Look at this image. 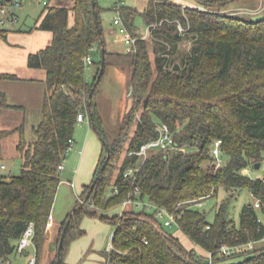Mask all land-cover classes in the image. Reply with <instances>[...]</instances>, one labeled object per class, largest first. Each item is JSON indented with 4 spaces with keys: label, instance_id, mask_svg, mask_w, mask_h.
<instances>
[{
    "label": "trees",
    "instance_id": "16d2710c",
    "mask_svg": "<svg viewBox=\"0 0 264 264\" xmlns=\"http://www.w3.org/2000/svg\"><path fill=\"white\" fill-rule=\"evenodd\" d=\"M233 1L197 0L194 7L174 0L150 1L142 15L153 35L155 68L147 41L134 25L139 13L136 8L121 9L124 28L137 40L130 52L108 48L97 0L99 27L93 0H75L72 8L44 10L38 28L53 32V41L28 58L29 67L47 73L43 119L35 128L37 140H26L24 124L14 131L0 129V160L2 141L15 131L20 135L17 151L23 159L19 175H0V259L19 255L20 239L33 223L36 264H41L61 183L59 166L67 158L69 140H74L79 113L88 118L107 153L82 192L89 205L81 206L78 201L73 215L60 225L58 243L71 219L61 264L71 243L84 234L81 223L87 215L116 226L112 239L115 249L105 253L107 264H208L206 256L197 251L199 247L215 251L222 243L234 245L264 237L253 203L243 207L240 227L229 218L228 203L216 208L212 221L200 210L203 205L198 206L216 195L220 187L248 189L264 200L262 180L241 174L244 168L264 160V17L253 20L225 13ZM71 15L73 25L69 24ZM99 29L106 49L100 78ZM8 33L0 28V39H6ZM184 38L192 40V47L176 70L178 43ZM89 55L92 62L87 64ZM110 66L126 74L133 99L132 109L112 130L105 122L101 102ZM89 67L95 70L93 77L88 75ZM16 78L0 74V79ZM11 107L7 95L0 92V116ZM163 123L170 127L177 146L186 151L157 149L144 160L131 154L156 139L158 125ZM219 138L223 140L225 163L217 168L210 149ZM123 153L124 159L117 163ZM129 167L139 168L136 180L125 178ZM135 186L141 187L142 200L175 214L176 225L197 248L188 249L164 226L157 212L146 206L128 209L122 217L98 214L119 206ZM115 188L119 191L113 195ZM57 258L58 254L52 264H57ZM237 258L242 259L235 262ZM216 261L264 264V248L240 257H217Z\"/></svg>",
    "mask_w": 264,
    "mask_h": 264
},
{
    "label": "rangeland",
    "instance_id": "374dc122",
    "mask_svg": "<svg viewBox=\"0 0 264 264\" xmlns=\"http://www.w3.org/2000/svg\"><path fill=\"white\" fill-rule=\"evenodd\" d=\"M97 1L99 6L102 8L101 17L107 45L108 48L113 51H124L126 49L124 39L126 34H129V32L124 28L121 17V9L123 7H133L138 10L139 13L135 17L134 25L138 34L142 35V37H144V39L147 41L150 59L153 68H155L153 35L151 31H149L145 18L142 15V12L152 0ZM189 1L195 5L198 3L197 0H180V2L185 6H188ZM69 2L71 1L69 0ZM232 3L233 5H228V8H225V13L235 14L243 18L253 20L264 17V0H234ZM44 10L46 11L42 5L36 2H25L22 7L16 10L17 15L19 16V23L16 25V27L23 25L35 27L37 20L41 15H44ZM116 18L121 20L122 26H118L114 23ZM160 25L161 23L155 24L156 27H159ZM1 28L11 29L9 26H2ZM123 30L125 31L123 32ZM182 31L183 30H180V32ZM191 47V39L184 38L178 43V54L175 56V58L177 59L176 65H179L180 68L182 57H184L190 51ZM88 75H90V70H88ZM237 76H239V74L235 77ZM102 87L103 91L101 95V102L103 115L107 127L112 130L122 120L123 116L132 109L133 99L129 95L131 88L128 87L126 74L120 71L118 68L112 66L107 68ZM8 118L9 116L7 115L0 124L4 127L2 129H16L17 126L13 125L15 120L12 121L14 117L12 119ZM83 126L84 128H82L80 125H77L74 135L76 139L74 141L73 147L67 153V158L64 160V169L61 170V183L56 195V200L58 202L56 208H54V211L58 212V218H63L61 216H65L66 214L70 215L74 207L77 206L78 196H80L84 191V184L90 182L92 177L95 175L94 171L96 164L99 161L98 159H100L102 156L104 158L107 153L106 149H102L103 144L98 134L92 128H90V122L86 120ZM28 131V137H33V133L35 134L34 130L29 128ZM133 132L134 127L131 129L130 137H132ZM25 138L27 139L26 135ZM18 141L19 133L17 132L9 135L3 140V150L5 152V157L3 159L7 165V170H0V175L2 174L10 177L17 176L21 173L23 159L16 149V144H18ZM86 143L88 144V150L87 154L85 155V160H83L82 153L80 150H78V148L82 147L83 145L85 146ZM95 147L96 156L93 157L92 155ZM101 153L102 155L100 156ZM123 159L124 153L116 162L120 163ZM241 174L253 179L258 176H263L264 169H255L253 165H250L247 168H244L241 171ZM253 201L254 198L248 189L231 191L227 190L225 187H220L216 195L204 201L203 206L200 207V210L206 211L208 213V220L212 221L216 208L222 203H228L229 218L234 221L235 226L240 227L242 209L246 204L252 203ZM107 213L111 216V209L108 210ZM98 214L101 215L100 212H98ZM81 227L84 228L85 231L83 236H81L82 238L79 244L82 242L86 243L87 250H90V253L86 255L84 261H88L89 264H106V255L104 251H106L107 246L112 243V236L116 226L100 219L99 217L87 215L83 218ZM169 230L171 233L176 234V236L179 237V239L188 249L194 248L192 247L193 245H190L189 238L183 235V232L180 230L178 225H174L172 228H169ZM73 242L71 244H73ZM34 248L35 247L33 245L28 247L27 250L31 252L29 257H25L26 255L12 257V264H26L28 259L35 255V250H33ZM93 253H96L99 256V259L92 258L91 255ZM47 254L48 252L46 242L41 264L47 263ZM241 259L242 258H237L234 259V261L237 262Z\"/></svg>",
    "mask_w": 264,
    "mask_h": 264
},
{
    "label": "crops",
    "instance_id": "0c3cea01",
    "mask_svg": "<svg viewBox=\"0 0 264 264\" xmlns=\"http://www.w3.org/2000/svg\"><path fill=\"white\" fill-rule=\"evenodd\" d=\"M70 1L71 2H69V0H53L52 7L72 8L74 6L75 0H70ZM174 1L182 4L180 0H174ZM188 3H189L188 6L190 7L197 6V4L195 5L190 1ZM230 5H233V3H231ZM41 17L42 15L37 20L35 27L24 26V25L16 27L19 21L17 23H14L12 26H10L11 29L8 28L9 33L7 35V38L0 39V74H14L17 76L16 79H0V92H3L7 95L8 103L9 105L12 106L11 108L3 111V113L0 116V124L7 115L9 116L8 119H12L14 117L12 119V121L15 120L13 125H16L17 128L20 125L24 124L25 135L27 137L26 140L29 143L35 142L37 140V135L36 133L35 134L33 133V137H28V132H29L28 129L31 128L35 132V128L41 123L43 119V107L45 103V97L47 95V84H46L47 73L44 69L29 67L28 58L30 54L36 53L41 49L46 48L53 41V32L47 30H41L38 28ZM73 23H74V16L71 15L69 19V24L73 25ZM118 26H122V25H118ZM89 70H90L89 76L93 77L95 72L94 68L89 67ZM86 120H88V118ZM84 122H79L78 125L84 128L83 126ZM2 128H4L3 125L2 126L0 125V129ZM16 129H13V131ZM2 130H9V129H2ZM75 139L76 138L74 136V141ZM87 148H88L87 143L85 146L83 145L82 147L78 148V150H80L82 153L83 160H85V155L87 154V150H88ZM1 149H2L1 161L5 163L3 159L5 157V152L3 150V141H2ZM16 149H17V144H16ZM95 152H96V147L95 150L93 151V155H92L93 157L96 156ZM101 155L102 153L100 154V156ZM100 159L98 160L100 161ZM99 161L96 164V168L99 164ZM93 178L94 177H92L90 182L84 184L83 190H85L86 187L91 184ZM78 201H79V196H78ZM55 202L56 204H54V208H56L58 201L55 199ZM54 208L47 230V251H48L49 243L52 241L55 233L60 229V225L68 217V214H66L65 216H61L63 218H58L57 216L58 212L57 211L55 212ZM120 210H121L120 205L112 208L111 216L119 215ZM99 212L101 213V215H105V216L108 215L107 213L108 210H100ZM82 229L84 230V228ZM183 235L185 234L183 233ZM81 238H82L81 236L78 237L77 239L74 240L73 244H71L69 251L65 256L64 264H89V262L88 261L85 262L84 259L86 258V255L90 253V250H87L86 243L82 242L79 244V242H81ZM190 245H193L192 247L197 248L196 245L191 240H190ZM33 250H35V248ZM106 251H104V253H106ZM30 253L31 252L28 250L27 254H25L26 255L25 257H29ZM91 257L95 259H99V256L96 253H93ZM105 263L107 264L106 258H105Z\"/></svg>",
    "mask_w": 264,
    "mask_h": 264
},
{
    "label": "built area",
    "instance_id": "2783aa9c",
    "mask_svg": "<svg viewBox=\"0 0 264 264\" xmlns=\"http://www.w3.org/2000/svg\"><path fill=\"white\" fill-rule=\"evenodd\" d=\"M27 1L36 2L42 5L45 9L52 7V2H53V0H0V28L2 26L10 27L14 23H17L19 21V17L16 14V10L22 7L24 3ZM115 24L122 25V22L120 19H116ZM153 27L155 28L156 26L154 25ZM148 28L149 31H151V27ZM179 28L180 30H184L182 26H179ZM124 31L125 30H123V32ZM124 41L126 44V49H125L126 52H130L132 51V47L135 45L137 40L135 38H132L129 34H126ZM85 62L87 64L91 63L92 57L90 55L87 56L85 58ZM86 119L87 117L83 113H79L78 122H84ZM158 131H159V136L156 139L148 141L147 143L143 144L138 151H133L131 152V154L138 155L144 160L149 156L151 151L157 149H164L170 151H186L185 147L177 146L173 137V133L167 124L165 123L159 124ZM73 144H74V140L70 139L69 150L73 147ZM222 145H223V140L219 138L214 141L210 149L211 155L214 159L213 163L217 168L225 163ZM261 163H262L261 168L264 169V160ZM59 169L60 170L64 169V161L60 164ZM138 169L139 168H135V167L127 168L124 172L125 178H133L136 180L137 179L136 172L138 171ZM0 170H7L6 163H4L1 160H0ZM253 179H260L264 183V175L258 176ZM118 191H119L118 188H115L112 194L113 195L117 194ZM141 195H142L141 187L135 186L134 189L131 192H129L125 200L120 204L121 210L119 216L122 217L125 211L133 207L142 208L146 206L147 210L157 212V217L163 222L165 227L171 228L177 224V217L175 214H173L166 208L158 207L154 203L145 202L144 200L141 199ZM251 195L254 198V201L252 202L253 207L259 213L257 221L260 225L264 226V200L262 198L255 196L253 193H251ZM79 204L88 205V201L84 196H79ZM202 205L203 202L198 203V206H202ZM207 228L210 229V226H208ZM34 235H35L34 224L31 223L24 232L22 238L20 239L17 248V252L19 255L24 254L27 251L28 247L34 244L33 243ZM263 248H264V237L260 239L252 240L247 243H238L234 245L222 243L215 251L204 250L200 247L198 248L197 251L199 252V254L206 256L208 260V264H222L216 261L217 257L220 258H229L233 256L240 257L241 255L246 254L248 252ZM114 249L115 247L113 243L107 246V251H112ZM36 262H37V258L36 255H34L28 259L26 264H36ZM0 263L12 264V261L0 259Z\"/></svg>",
    "mask_w": 264,
    "mask_h": 264
},
{
    "label": "water",
    "instance_id": "95a60500",
    "mask_svg": "<svg viewBox=\"0 0 264 264\" xmlns=\"http://www.w3.org/2000/svg\"><path fill=\"white\" fill-rule=\"evenodd\" d=\"M92 4H93V9H94L95 22H96L97 27H99V16H98V11L96 9L95 0H93ZM99 35H100V46H101V71H100V74H99V78H100L102 76L103 70H104L106 49H105V46H104V39L101 36V30L100 29H99ZM179 68H180L179 65H176L175 69L179 70ZM90 98H91V96H90ZM261 164H262L261 162L255 163V165H254L255 169H260L261 168ZM75 208L76 207H74V209ZM74 209H73V211H74ZM73 211L70 213L71 216L73 215ZM70 223H71V219H68L67 222H66V225H65V227L63 229L62 236H61V239H60L59 243H58L59 230L55 233L52 241L49 243L48 251H47L48 254H47V263L46 264H52L53 260L56 257V254H58L57 264H61L60 253H61V250H62V247H63L65 234H66V232L68 230V227H69Z\"/></svg>",
    "mask_w": 264,
    "mask_h": 264
}]
</instances>
